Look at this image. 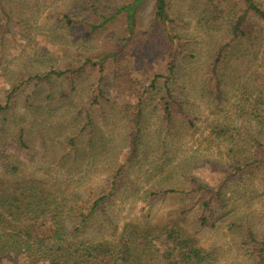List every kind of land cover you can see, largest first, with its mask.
I'll return each mask as SVG.
<instances>
[{
  "label": "trees",
  "instance_id": "1",
  "mask_svg": "<svg viewBox=\"0 0 264 264\" xmlns=\"http://www.w3.org/2000/svg\"><path fill=\"white\" fill-rule=\"evenodd\" d=\"M175 1H185V12L202 32L205 67L200 70L191 67L190 60L201 57L191 50L180 32L182 27L176 16L181 12L173 9V0H152V18L143 34L149 38L146 45L159 38L156 49L160 50L156 54L159 68L148 76V84L135 89L130 100L117 107L110 103L107 107L108 99L96 81L93 101L101 103L100 111L68 108L73 129L67 133L61 130L55 136L58 149L53 163L70 169L72 174L52 183L31 178L0 182V264L214 262L209 250L197 245L191 235L175 224L129 226L119 233L111 225L112 233L104 237L77 238L96 214L104 210L111 197L127 187L132 193L137 192L143 180L151 181L149 195L180 196L185 200L180 212L195 209L199 225H213L225 216L222 209L226 206L228 183L264 170V0ZM143 2L80 0L76 3L77 14L63 12L54 20L58 33L54 41L60 48L72 46V51L77 53L72 57L79 65L73 67L70 63L62 69L48 68L24 74L25 78L10 88L0 111L10 105L22 84L67 78L73 88L72 78L85 67H97L100 71L107 61L116 66L120 54L139 34ZM4 7L0 2L2 23L8 24L10 10ZM37 29L46 31L41 27ZM100 34L104 38L98 37V42L93 44L94 37ZM132 51L133 48L131 59H135L136 52ZM45 53V50L38 52V63L43 64ZM255 69L259 71L253 72ZM197 79L201 82L198 95L211 107L214 116L206 125L205 135L210 141L225 146L220 158L203 160L223 175V180L214 185L201 181L191 172L179 145L183 131L194 134L198 129L184 107L187 96L195 92ZM229 93L232 96L228 97ZM64 99L65 95L59 96V100ZM220 106L222 109L212 111ZM106 107L110 115L125 118L123 144L116 154H111L113 148L108 150L105 144L97 146L93 141L95 122L106 119L108 114L103 110ZM148 108L157 113V128L153 133L145 127ZM148 136L154 137V143L145 151L142 145L145 146ZM21 138L19 134V143L23 146ZM138 157H143V163L137 166L141 171L137 176L141 177L131 178ZM3 163L10 174L17 172L16 165L4 160ZM97 164L104 170V177L96 185L87 186L88 180L83 174ZM164 179L177 180L181 187L174 184L160 188L159 183ZM240 230L241 246L249 264H264V232L255 231L251 224H243Z\"/></svg>",
  "mask_w": 264,
  "mask_h": 264
},
{
  "label": "rangeland",
  "instance_id": "2",
  "mask_svg": "<svg viewBox=\"0 0 264 264\" xmlns=\"http://www.w3.org/2000/svg\"><path fill=\"white\" fill-rule=\"evenodd\" d=\"M78 1L80 0H0L4 8L10 10L11 16L8 24L2 23L4 21L0 12V31L3 30L0 33V108L4 106L10 88L24 79L25 76L22 77L24 74H32L48 68L62 69L70 63L73 67L79 65V61H75L72 57L77 54L72 51V46L60 48L54 41V37L58 38V33L54 29V20L63 12L68 15L77 14ZM172 4L174 10L181 12L176 18L182 27L180 32L183 38L185 37L191 50L201 57L196 61L190 60L191 67L200 70L206 64L203 57L205 47L201 45L202 32L196 29L194 21L185 12V1L173 0ZM139 16L140 29L137 31L139 34L133 37L132 45L130 44L136 52L135 59H131V48L127 47L124 49L125 52L120 54L116 66L107 61L100 71L97 67H85L77 76L75 74L74 79L72 78L73 88L67 78L53 79L45 83H25L18 88L12 96L10 105L0 111V158H2L0 182L13 183L16 180L31 178L52 183L58 178L72 174L70 169L53 163L58 149L55 136L61 130L67 133L73 129L70 122L71 110L69 111L68 108L72 106V108H82L83 111L89 109L100 111L101 103L97 104L93 101L95 93L92 90L96 81H99L103 96L108 99L107 107L111 106L110 103H114L117 107L124 101L130 100L135 94V89L140 85L148 84V76L159 68L157 67L159 57L156 54L160 50L156 49L159 38H154L146 45L149 38L143 34L152 18V0H144L140 5ZM37 27L45 28L46 31H40ZM98 37L104 38L103 34L94 37L93 44L98 42ZM41 50L46 51L43 64L36 61ZM257 71L259 69L253 70V72ZM128 79L134 83L131 84ZM197 80L194 83L195 92L187 96L184 107L194 118L198 129L194 134L183 131L179 145L191 172L201 181L214 185L223 180V175L204 164L203 160L220 158L225 146L210 141L205 135L206 125L214 116L210 112L211 107L198 95L201 82L200 79ZM62 94L65 95L64 101L59 100ZM230 96L231 93L228 97ZM107 107L103 108L108 114L106 119L95 122L93 141L97 146L105 144L108 150L113 148L114 153L111 154H116L115 152H118L123 144L122 125L125 118L110 115V109ZM219 109H222V106L212 111ZM146 118L145 127L153 133L157 128V113L148 108ZM19 134H22L23 146L19 143ZM146 141L145 146L142 145V150L145 151L149 150L148 146L152 144L154 137L148 136ZM106 156L103 160H106ZM3 160L16 165L17 172L14 174L7 172ZM141 161L143 163V157H138L131 178L141 177L137 176L138 172H141L137 167ZM83 175V178L88 180L86 185L94 186L104 177V170L98 165ZM159 184L162 186L160 188L174 184L181 187L174 179H164ZM139 185L141 188L135 193H132L128 187L118 191L105 204L104 210L98 212L84 227L77 238L88 240L104 237L112 233L109 229L111 225L119 233L129 226L142 228L148 225L161 227L175 224L186 234L191 235L197 245L211 252L214 258L212 264H249V259L241 246L240 227L243 224H251L255 231L264 232V170L250 178L236 179L228 183L225 188L226 206L222 209L225 216L219 221H214L213 225H199L195 209L186 213L180 212L181 206L185 204V200L180 196L170 193L149 195L151 190L148 191L151 185L149 180H143Z\"/></svg>",
  "mask_w": 264,
  "mask_h": 264
}]
</instances>
